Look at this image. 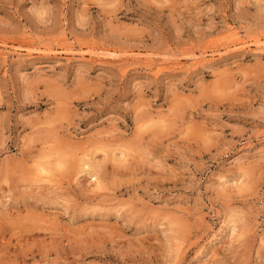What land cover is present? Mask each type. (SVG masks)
<instances>
[{
  "label": "rangeland",
  "instance_id": "obj_1",
  "mask_svg": "<svg viewBox=\"0 0 264 264\" xmlns=\"http://www.w3.org/2000/svg\"><path fill=\"white\" fill-rule=\"evenodd\" d=\"M0 264H264V0H0Z\"/></svg>",
  "mask_w": 264,
  "mask_h": 264
},
{
  "label": "bare ground",
  "instance_id": "obj_2",
  "mask_svg": "<svg viewBox=\"0 0 264 264\" xmlns=\"http://www.w3.org/2000/svg\"><path fill=\"white\" fill-rule=\"evenodd\" d=\"M232 35H234L235 37H237L235 40H241V37L239 36V33L238 32H234V34L232 32ZM235 37L232 36V38H235ZM237 42H239V41H237Z\"/></svg>",
  "mask_w": 264,
  "mask_h": 264
}]
</instances>
